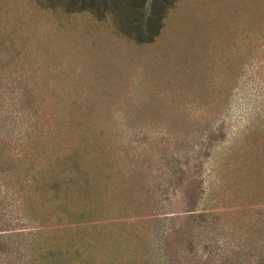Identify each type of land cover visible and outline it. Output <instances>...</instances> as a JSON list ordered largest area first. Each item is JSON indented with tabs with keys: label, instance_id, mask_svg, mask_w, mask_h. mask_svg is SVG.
Wrapping results in <instances>:
<instances>
[{
	"label": "rangeland",
	"instance_id": "rangeland-1",
	"mask_svg": "<svg viewBox=\"0 0 264 264\" xmlns=\"http://www.w3.org/2000/svg\"><path fill=\"white\" fill-rule=\"evenodd\" d=\"M0 264H264V0H0Z\"/></svg>",
	"mask_w": 264,
	"mask_h": 264
},
{
	"label": "trees",
	"instance_id": "trees-1",
	"mask_svg": "<svg viewBox=\"0 0 264 264\" xmlns=\"http://www.w3.org/2000/svg\"><path fill=\"white\" fill-rule=\"evenodd\" d=\"M52 3L64 2L73 10H95L101 16L112 12L119 17L120 27L140 41H150L158 32L165 10L173 0H153L151 15L146 18L144 11L148 0H48ZM126 13L131 17H126ZM154 26L153 32L146 33L145 28Z\"/></svg>",
	"mask_w": 264,
	"mask_h": 264
}]
</instances>
